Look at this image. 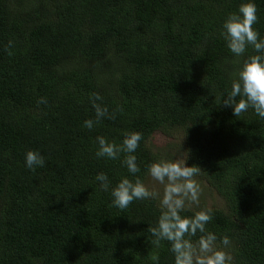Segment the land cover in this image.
Masks as SVG:
<instances>
[{"label": "trees", "instance_id": "16d2710c", "mask_svg": "<svg viewBox=\"0 0 264 264\" xmlns=\"http://www.w3.org/2000/svg\"><path fill=\"white\" fill-rule=\"evenodd\" d=\"M241 2L0 0V264H174L167 241L151 243L159 201L120 210L94 180L129 175L119 160L96 158L97 135L119 144L141 132L144 182L157 160L146 142L173 130L187 166L225 202L208 230L231 238L234 264H264V120L252 109L234 116L221 96L255 54L233 57L219 35ZM255 3L264 37V0ZM91 93L116 115L89 131ZM28 150L45 167L28 170Z\"/></svg>", "mask_w": 264, "mask_h": 264}, {"label": "clouds", "instance_id": "9594fccd", "mask_svg": "<svg viewBox=\"0 0 264 264\" xmlns=\"http://www.w3.org/2000/svg\"><path fill=\"white\" fill-rule=\"evenodd\" d=\"M258 21L255 0H243L237 11L229 13L220 26L219 35L233 57L244 56L249 48L255 53L243 60L231 80V90L221 96L222 104L230 107L234 116L252 109L264 120V37L253 27ZM13 48L14 41L8 40L4 51L11 56ZM88 99L95 118L83 121L85 129L93 130L104 118L115 119V112L110 114L108 107L99 103L103 98L98 93L89 94ZM41 102L46 103L43 98ZM142 139L138 131H125L119 144L103 135L95 137L96 158L119 160L129 174L113 185L107 173L99 172L94 178L98 189L110 196L112 207L120 210L127 209L134 201L158 200L160 214L155 226L149 227L151 243L159 248L162 241H167L174 264H234L232 254L225 250L231 238L227 235L218 238L207 228L214 218V209L205 206L192 215L184 214L192 205L199 206L202 189L195 177L201 169L187 166V159L182 157L153 161L147 166V173L163 185V192L150 190L137 176L141 169L135 153ZM24 165L30 171L43 168L45 156L39 150H28L24 154ZM193 237L198 238L193 240ZM218 240L223 247H217ZM152 259L159 264L158 256Z\"/></svg>", "mask_w": 264, "mask_h": 264}, {"label": "rangeland", "instance_id": "374dc122", "mask_svg": "<svg viewBox=\"0 0 264 264\" xmlns=\"http://www.w3.org/2000/svg\"><path fill=\"white\" fill-rule=\"evenodd\" d=\"M147 146L151 151L156 154L157 160L159 159H175L184 158L185 159V146H184V135L180 130H173L169 134L162 132H156L151 138L146 142ZM197 182L201 186L200 203L199 206L192 205L191 210L195 211L202 207L208 206L213 209L225 210V202L223 198L211 188L205 181L200 178L195 177ZM145 185L154 191H158L162 194L163 185L154 181L150 175H147L144 180ZM217 247H223L221 244H217ZM230 252V247L225 249Z\"/></svg>", "mask_w": 264, "mask_h": 264}]
</instances>
